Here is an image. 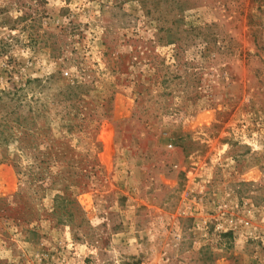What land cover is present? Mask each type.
Here are the masks:
<instances>
[{
    "label": "rangeland",
    "instance_id": "rangeland-1",
    "mask_svg": "<svg viewBox=\"0 0 264 264\" xmlns=\"http://www.w3.org/2000/svg\"><path fill=\"white\" fill-rule=\"evenodd\" d=\"M0 160V264H264V0H0Z\"/></svg>",
    "mask_w": 264,
    "mask_h": 264
},
{
    "label": "trees",
    "instance_id": "trees-1",
    "mask_svg": "<svg viewBox=\"0 0 264 264\" xmlns=\"http://www.w3.org/2000/svg\"><path fill=\"white\" fill-rule=\"evenodd\" d=\"M215 43V39L211 41ZM55 150L52 156L48 154V159L46 161L38 162L37 173L30 172V168L27 171H22L19 164L16 162L10 165L14 169L16 175L20 177L19 179H25L23 182L28 185L35 184L37 181L44 182V187L40 184L37 186L38 189L47 191L54 190L57 195L55 199V206L52 210V215L59 213L63 218L51 220L55 223L64 222L70 225H74V204L75 196L74 190L78 188L77 178L81 176V170H78V166L68 160L67 162L62 161L64 154H62L63 144L60 141H54ZM53 157V158H52ZM52 158V160H51ZM61 159V160H60ZM2 162V160H0ZM86 172V170L84 171ZM87 175V174H86ZM57 212V213H56Z\"/></svg>",
    "mask_w": 264,
    "mask_h": 264
},
{
    "label": "built area",
    "instance_id": "built-area-1",
    "mask_svg": "<svg viewBox=\"0 0 264 264\" xmlns=\"http://www.w3.org/2000/svg\"><path fill=\"white\" fill-rule=\"evenodd\" d=\"M65 75H67V73H65Z\"/></svg>",
    "mask_w": 264,
    "mask_h": 264
}]
</instances>
